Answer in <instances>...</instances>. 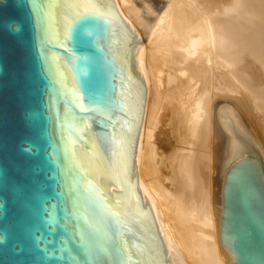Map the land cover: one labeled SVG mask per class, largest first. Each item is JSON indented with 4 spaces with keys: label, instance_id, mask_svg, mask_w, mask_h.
<instances>
[{
    "label": "water",
    "instance_id": "1",
    "mask_svg": "<svg viewBox=\"0 0 264 264\" xmlns=\"http://www.w3.org/2000/svg\"><path fill=\"white\" fill-rule=\"evenodd\" d=\"M152 25L142 38L113 0H0V264H169L137 151ZM217 108L242 154L221 241L264 264L263 149Z\"/></svg>",
    "mask_w": 264,
    "mask_h": 264
},
{
    "label": "bare ground",
    "instance_id": "2",
    "mask_svg": "<svg viewBox=\"0 0 264 264\" xmlns=\"http://www.w3.org/2000/svg\"><path fill=\"white\" fill-rule=\"evenodd\" d=\"M138 47L146 86L140 187L169 264H231L220 237L233 135L219 105L250 130L264 158V0H113Z\"/></svg>",
    "mask_w": 264,
    "mask_h": 264
},
{
    "label": "clouds",
    "instance_id": "3",
    "mask_svg": "<svg viewBox=\"0 0 264 264\" xmlns=\"http://www.w3.org/2000/svg\"><path fill=\"white\" fill-rule=\"evenodd\" d=\"M18 27V26H17Z\"/></svg>",
    "mask_w": 264,
    "mask_h": 264
}]
</instances>
